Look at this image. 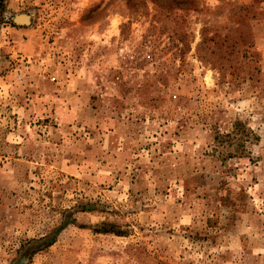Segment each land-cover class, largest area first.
<instances>
[{"label": "rangeland", "instance_id": "obj_1", "mask_svg": "<svg viewBox=\"0 0 264 264\" xmlns=\"http://www.w3.org/2000/svg\"><path fill=\"white\" fill-rule=\"evenodd\" d=\"M0 264H264V0H0Z\"/></svg>", "mask_w": 264, "mask_h": 264}, {"label": "trees", "instance_id": "obj_2", "mask_svg": "<svg viewBox=\"0 0 264 264\" xmlns=\"http://www.w3.org/2000/svg\"><path fill=\"white\" fill-rule=\"evenodd\" d=\"M250 136H252L251 132H248L241 124H237L233 132L228 134H222L219 132L215 140L219 145L223 147L226 145H227L226 147H231V148L233 147L234 151H237L240 153V155H243L247 152L246 145L249 141H251ZM219 154L223 155L222 152H219ZM235 155H236L235 152L230 151L228 152L227 157L232 158ZM107 229L109 228H105V231L108 232Z\"/></svg>", "mask_w": 264, "mask_h": 264}, {"label": "water", "instance_id": "obj_3", "mask_svg": "<svg viewBox=\"0 0 264 264\" xmlns=\"http://www.w3.org/2000/svg\"><path fill=\"white\" fill-rule=\"evenodd\" d=\"M24 260H25V258L22 259V261H24Z\"/></svg>", "mask_w": 264, "mask_h": 264}]
</instances>
